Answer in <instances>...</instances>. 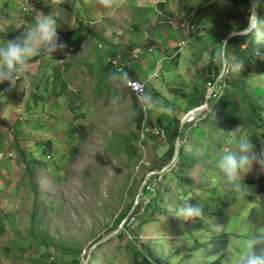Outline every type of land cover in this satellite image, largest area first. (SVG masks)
<instances>
[{
    "label": "rangeland",
    "instance_id": "1",
    "mask_svg": "<svg viewBox=\"0 0 264 264\" xmlns=\"http://www.w3.org/2000/svg\"><path fill=\"white\" fill-rule=\"evenodd\" d=\"M251 4L0 0V44L42 11L56 16L64 45L51 59L31 58L15 84L0 83V264H141L131 249L156 264L240 263L249 242L264 236V226L248 220L259 206L262 173L254 165L238 188L220 168L224 154L238 152L240 137L222 134L229 127L217 110L229 83L219 53L228 35L247 28ZM256 14L264 19V8ZM75 31L77 43L69 36ZM255 32L263 41L264 26ZM114 52L124 61L122 73L111 67ZM255 67L245 81L237 72L230 77L264 104V65ZM124 75L145 86L140 97L150 95L152 107L130 93ZM212 81L219 95L209 96L203 111L216 112L179 135L177 157L196 164L175 174L169 169L177 158L167 156L175 144L165 132L185 118L194 126L198 115L189 114L203 107ZM163 159L167 167L154 170ZM224 195L234 201L218 203ZM149 205L154 212L146 214ZM188 205L201 215H176ZM221 230L228 246L208 256ZM116 231L122 234L106 239Z\"/></svg>",
    "mask_w": 264,
    "mask_h": 264
},
{
    "label": "trees",
    "instance_id": "2",
    "mask_svg": "<svg viewBox=\"0 0 264 264\" xmlns=\"http://www.w3.org/2000/svg\"><path fill=\"white\" fill-rule=\"evenodd\" d=\"M264 8V3L261 4V9ZM261 9L259 11H261ZM259 11H256L258 13ZM246 28V26H244ZM244 28V29H245ZM243 30V29H241ZM76 35L75 43L79 40V32L75 31L69 34ZM68 36V37H69ZM68 42V41H67ZM74 45V44H72ZM223 45V44H222ZM243 55V59L240 58V56ZM118 55L116 52L111 54L112 58H116ZM224 56L226 61V74L225 77H221L224 82L225 79H227L229 86H228V96L225 102H222L220 104L219 109L217 110V113L219 116L222 117V120L228 125L229 127V135L222 133L224 136V139H229L228 136L230 135H236L238 138L242 137H248L251 142L255 145L256 151H260L261 147H264V121L262 120V115H264V104L258 103L255 101L246 91H244L241 87H237L235 81L233 78L230 77V72H237L239 79L242 81H245L248 73H252L255 71V66L259 64L264 65V40H259L257 36V32L255 30H252L250 33L241 35V36H235L228 40V42L225 45L224 48ZM254 59L256 62H253ZM124 61L120 60V63L123 65ZM251 62H253L251 65H249ZM216 67H219L221 65H215ZM244 68L246 70L244 71ZM232 69V71H230ZM219 73L217 74V76ZM233 76V73H232ZM108 79H113L114 76L112 74H109L106 76ZM220 78V79H221ZM213 83V81H212ZM211 83V85H212ZM214 84V83H213ZM226 85V84H225ZM138 106V105H137ZM216 111H210L206 112L203 111L200 113L196 118H198L197 122L192 126L189 124H183L181 130L187 131L188 129L193 131L194 128L197 126L198 122L201 120L203 122H206L210 120V118L214 115ZM142 113H139L141 115ZM181 120H177L174 122L172 129L170 132H165L171 139L173 146L176 141L177 133L180 128ZM184 135L181 134L180 140ZM220 143L222 140H219ZM223 144V143H222ZM181 147V146H180ZM173 148L171 151H168V160L173 155ZM167 160V162H168ZM196 162L193 161L191 158H186L184 156H180L178 154L176 163H174L173 167L169 169V171H173L175 174H177L178 171L181 169H188L192 167ZM166 162H164V159L159 162L154 167V170H162L166 167ZM259 168V167H258ZM260 169V168H259ZM262 173V183L258 186L259 187V206L257 209L251 210L248 220L251 224H256V228H262L264 226V170L260 169L259 175ZM166 174H162L161 177H164ZM252 186V183H251ZM258 189V188H257ZM211 195L213 196L215 194V191H210ZM227 195L218 197V203H227L230 204L234 199L230 200V198L226 197ZM140 203V202H139ZM137 203L134 206V213L140 212V204ZM150 203V202H149ZM148 203V204H149ZM147 207V206H146ZM154 206H148L147 208H143L144 211L147 213L154 212L152 210ZM206 208V205H204ZM151 216H154V213L151 214ZM131 219H135L134 216H131ZM203 223L200 221V225ZM122 233H118L116 236H120ZM261 238H264L262 235H258L257 240L258 241L252 248V251L255 252L257 255H264V240ZM228 246V236L227 233L223 230L217 235L213 236L212 242H211V251L208 253V256L216 255L223 253L225 249ZM133 255H135L137 258H140L141 264H156L153 261H151L147 256L141 254L139 251H134ZM220 259L216 260L214 264H219ZM240 264V263H239Z\"/></svg>",
    "mask_w": 264,
    "mask_h": 264
},
{
    "label": "clouds",
    "instance_id": "3",
    "mask_svg": "<svg viewBox=\"0 0 264 264\" xmlns=\"http://www.w3.org/2000/svg\"><path fill=\"white\" fill-rule=\"evenodd\" d=\"M262 3L264 0H252L245 32L258 30L260 26H264V19L259 18L256 14L257 8ZM61 47L64 45L58 43L56 16L37 11L34 22L20 36L15 40L0 44V83L7 81L10 86L15 84L21 70L25 68L31 58L46 56L51 59V53ZM219 55L224 57L223 49L220 50ZM140 99L146 108H150L154 104L150 95H143ZM161 110L168 111V109ZM254 165L264 170V147H261L259 152L256 151L255 145L248 137L239 139L238 152H228L220 160V168L228 181L234 182L238 188L241 187L240 178L249 173ZM241 194H244L243 190ZM176 215L185 218L199 216L201 209L188 205L178 208ZM261 239L264 240V238ZM257 242L256 240L249 242L245 250L246 254L242 257L240 264H264V255H257L252 251Z\"/></svg>",
    "mask_w": 264,
    "mask_h": 264
},
{
    "label": "built area",
    "instance_id": "4",
    "mask_svg": "<svg viewBox=\"0 0 264 264\" xmlns=\"http://www.w3.org/2000/svg\"><path fill=\"white\" fill-rule=\"evenodd\" d=\"M193 28V27H192ZM185 43H180L178 45V52H182L184 49ZM151 51V49L149 50ZM138 57L137 53H133V58L136 59ZM111 67L118 73L123 72V65L120 63V57L119 55L116 58H112L110 61ZM161 64V61L158 63ZM220 80V79H219ZM124 85L125 87L130 91V93L134 94L137 97H140L142 92L144 91L145 86L139 81V80H131L127 79V77L124 75L123 78ZM215 84V83H214ZM211 85L210 83L208 84L209 86L212 87L210 97H217L219 95L218 91H216L214 88H216V85ZM223 86H219L218 89L221 90ZM1 158V156H0Z\"/></svg>",
    "mask_w": 264,
    "mask_h": 264
},
{
    "label": "water",
    "instance_id": "5",
    "mask_svg": "<svg viewBox=\"0 0 264 264\" xmlns=\"http://www.w3.org/2000/svg\"><path fill=\"white\" fill-rule=\"evenodd\" d=\"M251 2H252V0H251ZM245 34V31H240V32H236V33H233V34H230V35H228L226 38H225V40L223 41V45H222V49H223V55H224V48H225V45H226V43L228 42V40H230L231 38H233V37H235V36H241V35H244ZM221 59H222V74L225 72V70H226V61H225V56L224 57H222L221 56ZM221 77V76H220ZM210 93H211V89H210V91H209V93H208V96L206 97V99L204 100V105H203V107H199V108H196V109H194L190 114H189V116L191 115V114H193L194 115V113H196L194 116H197V115H199L200 113H202V111L204 110L203 108H205V107H207L208 106V99H209V96H210ZM186 120H188L187 118H185L184 120H182L181 121V123H180V128H179V130H178V133H177V137H176V141H175V146H174V156H175V158H177V153H178V146H179V135H180V133H181V128H182V126H183V124L186 122ZM167 167V166H166ZM165 167V168H166ZM165 168H163V169H165ZM162 169V170H163ZM161 170V171H162ZM167 170V169H166ZM160 172V171H159ZM137 204V203H136ZM135 206V205H134ZM134 209V208H133ZM119 231H116V232H113V233H111L110 235H108L107 236V238L106 239H111L114 235H116L117 233H118ZM105 239V240H106Z\"/></svg>",
    "mask_w": 264,
    "mask_h": 264
},
{
    "label": "bare ground",
    "instance_id": "6",
    "mask_svg": "<svg viewBox=\"0 0 264 264\" xmlns=\"http://www.w3.org/2000/svg\"><path fill=\"white\" fill-rule=\"evenodd\" d=\"M196 114V113H195Z\"/></svg>",
    "mask_w": 264,
    "mask_h": 264
}]
</instances>
